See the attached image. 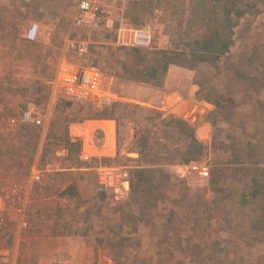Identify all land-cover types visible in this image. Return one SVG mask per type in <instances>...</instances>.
Returning <instances> with one entry per match:
<instances>
[{
	"label": "rangeland",
	"instance_id": "374dc122",
	"mask_svg": "<svg viewBox=\"0 0 264 264\" xmlns=\"http://www.w3.org/2000/svg\"><path fill=\"white\" fill-rule=\"evenodd\" d=\"M78 2L0 0L1 253L13 249L14 264H264V80L255 71L228 70L244 65L250 49L263 64L264 0H234L242 13L230 9L229 23L222 20L225 3L213 0L209 12L201 0H99L110 10L112 26L98 30L72 27ZM149 22L153 44L136 49L141 59L135 48L116 45L120 23L140 28ZM32 23L39 35L28 43L23 37ZM209 23L226 26L218 34L231 44L218 69L174 66L168 82L165 75L149 76L160 59L155 52L190 55L193 39L201 42ZM69 40L87 41V53H74ZM62 61L98 68L102 90L110 95L102 106L118 104L109 112L118 125L116 156L102 163L152 170L141 181L132 177L125 204L105 202L96 190L79 191L73 184L64 193L55 186V200L42 201L44 178L53 173L30 180L32 170L42 171L49 162L59 170L85 163L79 125L102 107L58 94L54 81ZM195 75L211 89L200 91ZM213 92L223 109L203 100L216 97ZM26 107L42 127L21 121ZM171 119L186 122L204 145L196 165L207 169V177L178 175L188 165L181 163L187 142L182 125L167 126ZM60 195L73 200L57 202Z\"/></svg>",
	"mask_w": 264,
	"mask_h": 264
},
{
	"label": "built area",
	"instance_id": "2783aa9c",
	"mask_svg": "<svg viewBox=\"0 0 264 264\" xmlns=\"http://www.w3.org/2000/svg\"><path fill=\"white\" fill-rule=\"evenodd\" d=\"M110 10L99 2V0H79L76 13L73 17V28H84L98 30L102 28L109 29L112 26ZM153 23H146L143 27L136 28L129 24L120 23L114 30V41L120 47H131L135 49H151L153 44ZM39 35V25L32 23L24 33V40L33 43ZM67 45L79 56L87 53L89 43L85 40L68 41ZM103 75L101 71L93 66L76 67L67 64L64 61L60 63L58 74L54 81V87L58 94L68 100L96 104L102 106L105 104V98L110 96L102 90ZM22 122L33 127H42L43 121L40 118L31 115L29 107H26L20 113ZM13 122V121H12ZM96 139L100 138L98 133L94 134ZM82 151V160L88 162L95 173L96 194L105 202L111 204H125L129 201L131 194V164H106L102 163L101 158L84 155ZM197 161L189 162L183 165L182 171L178 175L186 177L195 173L200 177H207L208 171L204 167H198ZM59 171V167L52 163H47L42 171L32 170L30 180L34 183L39 182L45 173H54ZM15 193L19 189L14 186ZM5 227V217L1 209L0 199V234ZM13 249L6 253L0 251V264H14Z\"/></svg>",
	"mask_w": 264,
	"mask_h": 264
},
{
	"label": "trees",
	"instance_id": "16d2710c",
	"mask_svg": "<svg viewBox=\"0 0 264 264\" xmlns=\"http://www.w3.org/2000/svg\"><path fill=\"white\" fill-rule=\"evenodd\" d=\"M201 1H203V5H204L203 7H205L209 12L208 0H201ZM213 1H216L217 3H225L224 4V6H225L224 11L222 13L223 23L234 22V18L231 15L230 9L238 10L237 11L238 13H242V11H240L237 8L234 0H228L226 2H221L218 0H213ZM238 13H237V16L240 15ZM208 20H210V19L208 18ZM211 23H212V21H211ZM211 23H209V25L207 26V34L202 39L201 42L198 41L196 38L193 39L192 45H190V55H188V56L187 55H181V54H176L174 52H169V51H164V50L155 52L157 54V56L160 57V59L157 61L155 60V62H154L155 67L152 68L153 71H151L149 73V76L153 75L155 78H157V80H161L160 78L165 75V72H166L169 65H174V66L188 68V69L190 68L193 71H196V67H194L193 64H196V66H199V65L203 66L204 65V67L208 68V69H218L219 68L218 63H220V57L229 54L231 44L229 41L230 39L227 35L226 36L224 35V40H223V39H220V35L218 34L219 28L220 29L222 28V30L224 32L227 29L226 26L220 27V25H219V26L212 27ZM192 26L193 25H191V27ZM133 52L136 54V57L141 59V55H140V52L138 50L133 49ZM254 52L255 51L253 49H250L249 52L244 51L243 57H246V63L243 65L244 62L240 61V64H238V68H236L235 65H233V66L229 65L228 70L233 69L234 72H236V71H239L241 73L242 72H249L250 74L253 71H255L256 73L260 74L259 79L264 80V61H262L263 64L258 63L256 56L253 55ZM144 58L145 57H143L142 59H144ZM254 65H258V68L254 69V67H253ZM159 71L161 73L160 75L157 74V72H159ZM130 78L132 80L137 81V82H141V83H145V84H152L153 86H160V83H161L159 81H157L156 83H151L148 80L138 78V77H130ZM193 83L199 88L200 91L209 90V88H210V87L207 88L208 87L207 83L198 82L196 75L193 78ZM213 94L216 97L213 98L209 95L208 97L204 98L203 100L213 104L219 110L221 108L223 109V101H221L220 98L217 95H215L214 92H213ZM117 106H118V104H112L110 107L102 106L99 109L94 108L92 111L94 114L91 115L90 117H88L87 119H114L115 118L114 114H111V113L109 114V112H110V110H115V108ZM175 122L182 125V127H183L182 134L186 138V142H187L186 152L184 155L181 156V163L187 164L189 162H194V161L199 160L198 158L200 156V152L205 149L204 145L197 141L195 134H194V130L189 125H187L186 122H184V121L179 122V120H177V119H171V122L168 123L167 126H171ZM146 141L147 140L141 139L143 147H145L144 145L146 144ZM139 154L143 155L142 153H139ZM151 162H154V161H151ZM144 165L147 166L148 163L146 161H144ZM139 168L131 171V191H133V188H134V184L132 182L133 176H135L136 178H139V181H141V180H143L142 176H144L146 173H150L152 171V170L150 171L149 169H145V168H141V167H139ZM212 179H213L212 180L213 183H214V181L218 182V177H217L216 173L212 174ZM137 181H138V179H137ZM254 183L257 184L258 180H255ZM258 191L259 190L256 189L252 193V196L256 195L258 193ZM241 199H242L241 204L243 202L244 203L246 202L245 198L244 199L241 198ZM214 203H215V201H214Z\"/></svg>",
	"mask_w": 264,
	"mask_h": 264
},
{
	"label": "crops",
	"instance_id": "0c3cea01",
	"mask_svg": "<svg viewBox=\"0 0 264 264\" xmlns=\"http://www.w3.org/2000/svg\"><path fill=\"white\" fill-rule=\"evenodd\" d=\"M172 67L174 65H169L166 72H165V82L169 81V78L171 74L173 73ZM158 89H162V87H156ZM89 124H93L89 126ZM95 124V125H94ZM81 128L78 132H80V137L82 141V151L85 152V150H95L94 153L89 156L96 157V158H114L116 156V136L118 133V125L115 120L113 119H90L85 121L84 124L79 125ZM90 128V129H89ZM95 133H98L100 135L99 139H96ZM95 143H100L99 147L95 145ZM85 163L82 166L79 167H73V168H63L59 171L53 173L52 175L45 177L43 181L42 186V193H41V199L42 201L45 200H55L54 197H52V191L55 190V186L58 187L61 192L69 186L70 184H73L74 187L77 190L85 189L87 191H90L93 189L96 190V178L95 173L91 169L88 162L84 161ZM45 189V193L43 192ZM48 191L51 192V197L48 195ZM47 192V194H46ZM64 193V192H63ZM90 194V192H89ZM96 194V193H95ZM38 196V195H36ZM36 196L34 198L36 199ZM40 196V195H39ZM37 197V199L39 198ZM91 196V195H90ZM49 197V198H47ZM47 198V199H46ZM36 199V200H37ZM65 202V201H72L73 199L68 196H61L59 198H56V201L58 202ZM39 201V200H37ZM35 201V202H37Z\"/></svg>",
	"mask_w": 264,
	"mask_h": 264
}]
</instances>
